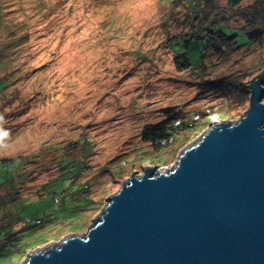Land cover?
I'll use <instances>...</instances> for the list:
<instances>
[{"label":"rangeland","instance_id":"rangeland-1","mask_svg":"<svg viewBox=\"0 0 264 264\" xmlns=\"http://www.w3.org/2000/svg\"><path fill=\"white\" fill-rule=\"evenodd\" d=\"M195 16L186 0H0V162L18 160L9 179L0 176V264H23L33 251L86 234L133 173L174 168L214 124L247 112L250 94L240 103L204 84L232 76L249 91L264 72V23L232 16L243 45L225 56L209 47L216 40L186 42ZM178 49L189 55L187 69ZM174 114L192 128L164 148L144 141L146 125ZM83 184L86 193H74ZM23 218L32 221L24 227ZM9 227L16 248L4 254Z\"/></svg>","mask_w":264,"mask_h":264},{"label":"water","instance_id":"water-1","mask_svg":"<svg viewBox=\"0 0 264 264\" xmlns=\"http://www.w3.org/2000/svg\"><path fill=\"white\" fill-rule=\"evenodd\" d=\"M263 80L240 120L214 124L168 171L133 173L86 234L23 264H264Z\"/></svg>","mask_w":264,"mask_h":264},{"label":"trees","instance_id":"trees-1","mask_svg":"<svg viewBox=\"0 0 264 264\" xmlns=\"http://www.w3.org/2000/svg\"><path fill=\"white\" fill-rule=\"evenodd\" d=\"M176 1H180V0H176ZM186 1L192 7L193 13L197 14V16L195 17H197V19H200V24L196 29L197 32L192 34V36L189 35V38L186 39V42L190 41L192 38L202 39V37H205L206 41L216 40V43L209 44V47L213 49V52L224 53L225 56L230 52H234L237 49L241 48L243 45V44L239 45V42L237 40L238 34L239 33L241 34V32L239 31L236 32L234 29L230 27L229 22L232 16L240 14L241 18L247 21L248 25H251L252 27L258 26L256 25L258 23L259 24L264 23V0H258L257 2H255V4H251L250 6L245 8L238 7L243 0H227V2L229 3V7L231 8L237 7L234 10V12H231L230 14L226 13L225 11L224 12L222 11V8L220 7V2L222 0H186ZM206 32L208 35L206 34ZM226 47H228L229 50H226L225 49ZM179 51H184L182 55L178 56L177 58V62L181 67L180 69L181 70L187 69L188 67H190L192 63L190 61L189 55L184 49H178L176 50V53H178ZM228 77L229 78H222L213 82H205L206 84L204 85L209 86L211 90H214L215 92H219L224 96H227L228 98L236 97L234 96L235 94L238 97L237 100L238 102L245 103V101L249 99V94H250L247 87L243 83L241 84L230 81L232 76H228ZM3 81L4 80H0V91L6 88V85L3 83ZM174 115L175 116L170 117L168 121H162L158 124L146 125L142 131V138L144 139V141L153 144L159 149L164 148L167 147V145L169 146L171 143H173L176 140V136L179 134L180 129L183 130L187 128H192L193 122L192 124L188 123L185 120V118L179 116V114L177 115L174 114ZM199 116H200L199 114H196L197 118ZM164 141L166 142V144H163ZM17 163L18 160H16L14 163L10 161L0 162V174H2L0 176H3L5 180L9 179L12 176L11 171H9V167L14 168L16 167ZM86 189H87V185L83 184L82 186H79L77 191H75L74 193L78 195L77 192L80 191V194H84L87 191ZM70 198H71V193L65 195V199L68 200ZM59 199L61 200V197ZM89 203L90 202H87V205ZM87 205L83 207L80 206L81 210H84ZM76 207H78L77 204L75 208ZM30 221H32L31 218H23L20 220V222L23 223L24 227ZM35 225L36 226L43 225L42 220H38ZM12 229L13 228L11 227L4 230L2 228L3 231L1 234L2 237L1 240L4 241L3 244L4 254L8 252H12L16 248V246L13 244L15 237L9 235Z\"/></svg>","mask_w":264,"mask_h":264},{"label":"built area","instance_id":"built-area-1","mask_svg":"<svg viewBox=\"0 0 264 264\" xmlns=\"http://www.w3.org/2000/svg\"><path fill=\"white\" fill-rule=\"evenodd\" d=\"M182 55V54H181ZM166 142L164 141L163 144H165ZM57 202H59L58 200H56Z\"/></svg>","mask_w":264,"mask_h":264}]
</instances>
